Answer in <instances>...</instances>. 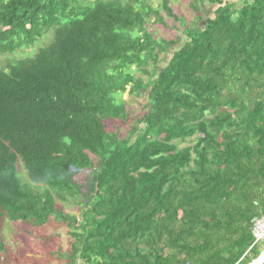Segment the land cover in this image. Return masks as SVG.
<instances>
[{"label":"trees","instance_id":"1","mask_svg":"<svg viewBox=\"0 0 264 264\" xmlns=\"http://www.w3.org/2000/svg\"><path fill=\"white\" fill-rule=\"evenodd\" d=\"M228 1L193 0L187 24L161 0L182 42L149 30L166 24L147 0H0V221L60 223L65 264L254 263L264 0ZM126 92L144 114L108 141L105 121H130ZM77 170L92 172L83 194ZM61 192L78 216L57 209Z\"/></svg>","mask_w":264,"mask_h":264},{"label":"rangeland","instance_id":"2","mask_svg":"<svg viewBox=\"0 0 264 264\" xmlns=\"http://www.w3.org/2000/svg\"><path fill=\"white\" fill-rule=\"evenodd\" d=\"M148 4L161 12L164 16L165 26L157 24L154 19H151L147 26L150 31H153L157 38L175 41L181 38L184 42V37L181 34L182 27L178 22L167 18L165 13L160 9L161 0H147ZM193 0H170V8L174 15L185 20L189 24L195 17V13L191 9ZM229 3L236 5V8L241 7V0H229ZM213 6L205 5L202 10L205 15L212 14ZM52 38V33H48L42 40ZM49 44V43H48ZM28 54V52H23ZM1 60V58H0ZM164 63H160V66ZM123 100L127 104V110L130 112V121L128 123H122L120 121H105V131L107 133L108 141L117 138L118 140L126 139L130 134V127L132 122L136 118L144 114V101L141 98H133L126 92L122 96ZM66 142L62 139L60 142ZM189 143L182 145L186 147ZM94 160V159H93ZM95 161V160H94ZM72 182L79 186L81 193L85 192L87 183L91 178V170H77L72 172ZM21 181L25 188L29 189L32 186V190L38 195L45 193L46 186L43 184L32 183L31 177L23 175L20 172ZM58 198L56 207L64 214L76 215L79 214V208L77 207V199L73 194L58 193L53 194ZM0 244L3 245V250H0V264H65V255L70 248V237L68 230L60 223L53 221L40 229H33L32 226L27 224H14L5 223L0 221ZM264 246V242L261 244ZM264 253V252H263ZM63 255V257L61 256ZM65 256V257H64ZM79 264H84L80 262Z\"/></svg>","mask_w":264,"mask_h":264},{"label":"built area","instance_id":"3","mask_svg":"<svg viewBox=\"0 0 264 264\" xmlns=\"http://www.w3.org/2000/svg\"><path fill=\"white\" fill-rule=\"evenodd\" d=\"M253 246L264 242V216L256 217L252 221ZM252 246V247H253Z\"/></svg>","mask_w":264,"mask_h":264},{"label":"water","instance_id":"4","mask_svg":"<svg viewBox=\"0 0 264 264\" xmlns=\"http://www.w3.org/2000/svg\"><path fill=\"white\" fill-rule=\"evenodd\" d=\"M252 264H264V253Z\"/></svg>","mask_w":264,"mask_h":264}]
</instances>
